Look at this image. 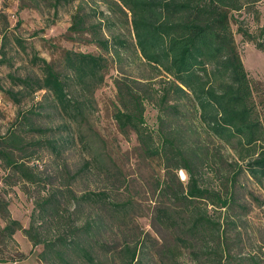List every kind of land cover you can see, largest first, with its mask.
<instances>
[{
  "label": "trees",
  "instance_id": "1",
  "mask_svg": "<svg viewBox=\"0 0 264 264\" xmlns=\"http://www.w3.org/2000/svg\"><path fill=\"white\" fill-rule=\"evenodd\" d=\"M27 1L35 8H39L40 2H47L50 7L69 2ZM101 1L108 12L115 8L125 17L129 14L133 37L130 54L154 71L148 81L114 79L116 103L111 116L119 132L131 130L142 153L161 160L164 165L166 178L163 187L155 189L157 194L149 217L150 225L165 231L169 239L161 254L173 259L186 251L196 264H241V255L232 250L240 242L238 228L248 208L238 200L237 194L241 192L257 204L260 201L239 178L253 183L264 195V111H258L255 100L262 83L248 77L233 32L264 53V23L251 29L243 18H235L243 12L256 22L258 11L254 6L260 0ZM98 15L97 21L87 23L88 14L77 5L67 30L71 38L88 34L89 41L118 63L121 51L129 52V46L118 36L104 38L100 31L108 19L102 12ZM7 40L8 35L2 31L0 64L9 66ZM11 40L16 46L21 44L16 36ZM29 61L34 70L23 75L7 73L12 88L0 87L2 92L13 104H19L44 90L57 112L71 118L82 117L88 104L86 96L102 82L106 66V57L100 54L71 50L62 53L63 74L36 55L30 56ZM147 101H153L156 109L159 124L156 144L143 122ZM257 102L264 106L261 99ZM30 108L21 111L14 123L0 134V168L7 172L1 181L3 185L19 181L39 185L45 192L33 202L26 227L9 216L7 201L0 195L3 221L0 238L13 242V233L20 231L31 247L41 245L37 257L45 264H107V259H111V247L105 245L110 237L109 223L97 213L86 214L83 221L80 216L84 201L102 206H111V201L103 191L75 196L66 188L61 191L65 194L62 197L58 196V187L53 190L45 187L47 182L36 165H27L23 157L30 158L43 145L58 153L60 146L55 139L43 138L52 129L35 125L31 115L40 113ZM185 129L197 136L202 130L227 151V158L222 161L224 168L215 167L209 182L198 177L195 163L204 160L215 163V158L222 160L221 156L213 151L202 157L194 141H181ZM88 164L85 162L84 166ZM175 169L186 174L184 183L175 177ZM67 202L72 207L63 209ZM121 211L125 215L128 210L121 207ZM46 222L54 228H44L41 224ZM99 248H104L103 255L98 254ZM120 253V264L138 263L135 247L123 245ZM21 256L16 258L0 251V262L16 261ZM253 262L249 258V264Z\"/></svg>",
  "mask_w": 264,
  "mask_h": 264
},
{
  "label": "rangeland",
  "instance_id": "2",
  "mask_svg": "<svg viewBox=\"0 0 264 264\" xmlns=\"http://www.w3.org/2000/svg\"><path fill=\"white\" fill-rule=\"evenodd\" d=\"M77 5L88 14L87 23L97 21L98 12H102L108 19L101 27L102 36L104 38L118 36L129 46V52L121 51L120 62L115 63V59L110 58L107 52L89 41V35L86 33L71 38L67 27L70 24V15ZM254 7L258 11L256 22L247 13L241 12L237 14L239 16L235 15L238 20L243 18L242 20L251 29L255 24L264 23V0L258 1ZM231 28L234 30L235 26L231 24ZM2 31H5L9 37L5 49L6 57L10 62L9 66L0 64L2 89L12 88L7 73L23 75L34 70V66L29 61L32 55L45 59L61 74L65 72L61 62L64 50L89 52L106 57V66L102 71L103 80L96 85L89 96H86L88 104L82 117L71 118L59 114L52 104L51 97L44 90L35 92L31 98L19 104H13L0 88V134L14 123L21 111L31 107V110L40 113L31 115L33 123L52 129L43 138L55 139L56 145L60 146L58 153L43 145L38 151L34 150L30 158L23 157L27 165H36L37 171L47 182L45 187L50 190L58 187V196L62 197L65 194L61 191L66 188L71 189L75 196L89 191H103L107 194L111 206L84 201L81 203L83 215L80 216V221H83L86 214L97 213L103 221L109 223L110 237L105 240V245L111 247V259H107V264H120L122 255L120 249L123 245H127L130 249L135 247V259H138L136 264H196L186 251L173 259L161 254L160 250L169 243V239L166 238L165 231L150 225L149 217L150 207L157 194L155 189L163 187L161 184L166 178L164 165L161 160L142 153L131 130L125 133L119 132L111 116L113 105L116 103L113 83L115 78L148 81L154 76V71L130 54L133 37L129 14L127 13L125 17L115 8L108 12L101 0H69L56 7L48 6L47 2H40L39 8L31 6L27 0H0V37ZM12 36L18 37L21 44L14 45ZM233 39L248 77L262 83L259 93L255 95L256 107L262 113L264 106L257 101L261 99L264 103V53L256 50L251 43L243 41L236 32H233ZM144 77L147 80H143ZM153 103V101L145 102L143 122L153 143L156 144L159 124ZM182 125L185 127L184 123ZM186 130L182 133L184 137L181 141H191L190 143L194 141L200 148L202 157L213 151L221 156L222 160L215 158V163L208 160L195 163L198 177L207 182L212 177L211 171L215 167L224 168L222 161L227 158V151L202 130H199L201 133L198 136ZM24 131L25 129L22 132ZM17 155L21 156L20 153ZM85 162L89 164L84 166ZM173 172L178 181L182 183L186 181L183 170L175 169ZM6 173L0 168V195L7 201L9 216L18 221L22 227H26L34 206L33 202L45 191L41 190L39 185L21 181L13 185H3L1 177ZM239 181L252 191L260 202L255 203L241 192L237 194L238 200L248 209L241 218L242 222L238 228L240 242L232 251L241 255V264H249V258L253 259V264H264V195L250 181L242 177ZM116 204L120 207L115 206ZM70 207H72L71 203L67 202L63 209ZM121 207L128 210L125 215ZM41 225L51 230L54 228L48 222ZM1 226L3 221L0 219ZM12 238L13 242L0 238V251L4 255L12 254L16 258L21 254L22 258L0 264H45L37 257L41 245L31 247L26 237L18 230L13 233ZM103 252L104 248L98 249L99 255H103ZM106 257L109 258L107 254Z\"/></svg>",
  "mask_w": 264,
  "mask_h": 264
}]
</instances>
